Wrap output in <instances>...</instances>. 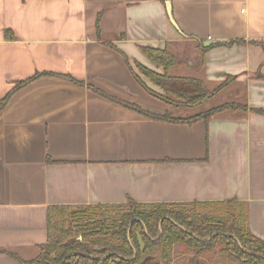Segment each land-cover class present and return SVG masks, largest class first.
Returning <instances> with one entry per match:
<instances>
[{"label":"crops","instance_id":"crops-1","mask_svg":"<svg viewBox=\"0 0 264 264\" xmlns=\"http://www.w3.org/2000/svg\"><path fill=\"white\" fill-rule=\"evenodd\" d=\"M165 46L261 112L172 123L89 89L163 114L134 62L160 74L139 48ZM35 74L0 109V264L36 258L52 206L234 200L264 240V0H0V101Z\"/></svg>","mask_w":264,"mask_h":264},{"label":"trees","instance_id":"trees-1","mask_svg":"<svg viewBox=\"0 0 264 264\" xmlns=\"http://www.w3.org/2000/svg\"><path fill=\"white\" fill-rule=\"evenodd\" d=\"M99 19L98 15L95 21L98 39ZM218 45L222 44L200 46V49L203 53ZM139 49L162 72L155 73L137 62H134L135 69L160 88L162 94L145 88L128 64L131 73L152 96L173 110L157 114L93 87L89 89L149 119L172 123L192 124L200 120L207 123L225 111L239 117L250 110L245 101L230 99L191 115H175L174 110L179 108L200 107L235 78L227 76L216 89L209 90L199 77L171 75L172 70L184 69L188 65L169 47ZM39 76L42 74L16 83L0 101V109L13 92ZM46 229V242L39 246L36 258L22 261L12 256L19 264H264V240L250 231L244 204L234 200L52 206L47 210Z\"/></svg>","mask_w":264,"mask_h":264},{"label":"rangeland","instance_id":"rangeland-1","mask_svg":"<svg viewBox=\"0 0 264 264\" xmlns=\"http://www.w3.org/2000/svg\"><path fill=\"white\" fill-rule=\"evenodd\" d=\"M182 50L183 51H182L181 54L187 55V57L184 56V55H181V56H182V58H184L185 63L188 66H190L191 62L197 63V59H198V56H200V53L197 52V50H195V47L192 48L191 53H187V50H185L183 47H182ZM178 70H181V69H178ZM190 71L191 70H189V73L185 72L183 74H190V75H196V76L202 77L201 73L198 70L193 69L191 72ZM170 73H171V75L176 74V76H177V73L180 74L179 71L176 72V70H172ZM219 83H220L219 81H217V82H208L207 86H208L209 90H214V89H216L218 87ZM242 90H243V86L241 85V83L240 82H234V83L222 88L219 92H217L207 102L203 103L200 107L192 108V109L191 108H189V109H187V108H179V109L174 110L175 115H179V116L191 115V114H194L197 111L206 110V109L212 108L214 106H217V105H219V104H221V103H223L225 101H228L230 99L241 101V97L239 95H240ZM168 110L171 111L173 109L168 106ZM223 114L227 115V114H229V112L225 111ZM179 264H182V262H180Z\"/></svg>","mask_w":264,"mask_h":264},{"label":"water","instance_id":"water-1","mask_svg":"<svg viewBox=\"0 0 264 264\" xmlns=\"http://www.w3.org/2000/svg\"><path fill=\"white\" fill-rule=\"evenodd\" d=\"M172 21V20H171Z\"/></svg>","mask_w":264,"mask_h":264}]
</instances>
